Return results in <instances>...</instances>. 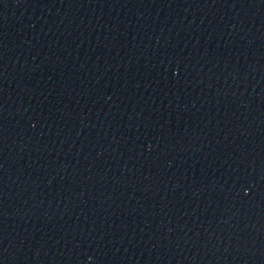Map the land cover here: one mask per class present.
I'll return each mask as SVG.
<instances>
[{
  "label": "water",
  "instance_id": "obj_1",
  "mask_svg": "<svg viewBox=\"0 0 264 264\" xmlns=\"http://www.w3.org/2000/svg\"><path fill=\"white\" fill-rule=\"evenodd\" d=\"M0 264H264V0H0Z\"/></svg>",
  "mask_w": 264,
  "mask_h": 264
}]
</instances>
